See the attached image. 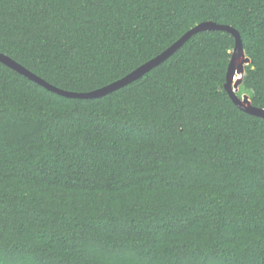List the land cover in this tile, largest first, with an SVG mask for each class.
<instances>
[{
    "label": "trees",
    "instance_id": "16d2710c",
    "mask_svg": "<svg viewBox=\"0 0 264 264\" xmlns=\"http://www.w3.org/2000/svg\"><path fill=\"white\" fill-rule=\"evenodd\" d=\"M202 22L239 33L237 96L264 110V0H0V53L88 93ZM233 47L195 33L97 98L0 63V264H264V119L224 89Z\"/></svg>",
    "mask_w": 264,
    "mask_h": 264
},
{
    "label": "water",
    "instance_id": "95a60500",
    "mask_svg": "<svg viewBox=\"0 0 264 264\" xmlns=\"http://www.w3.org/2000/svg\"><path fill=\"white\" fill-rule=\"evenodd\" d=\"M201 31H225L228 32L234 38V47L231 53V58L227 66L226 82L224 89L232 102L242 111L260 117L264 119V110L253 107L251 101L247 95H243L240 98L237 96V91L242 83V77L244 74V67L250 63V59L245 56L242 48V43L239 33L230 26L217 25L212 22H202L196 25L194 28L183 34L176 42L164 50L161 54L141 65L131 73L127 74L123 78L105 86L100 89L94 90L88 93H72L57 89L40 78L33 75L31 72L11 60L9 57L0 53V63L14 70L18 74L28 78L29 80L39 84L45 89L54 92L58 95L69 98H97L109 94L137 79L149 72L154 67L158 66L161 62L171 56L185 41H187L192 35ZM240 56V60H239ZM240 75V76H238ZM237 76V78H235Z\"/></svg>",
    "mask_w": 264,
    "mask_h": 264
},
{
    "label": "rangeland",
    "instance_id": "374dc122",
    "mask_svg": "<svg viewBox=\"0 0 264 264\" xmlns=\"http://www.w3.org/2000/svg\"><path fill=\"white\" fill-rule=\"evenodd\" d=\"M235 78H237V76H236ZM238 91H239V88H238ZM238 91H237V92H238ZM243 95H247V94H243ZM243 95H242V96H243Z\"/></svg>",
    "mask_w": 264,
    "mask_h": 264
},
{
    "label": "bare ground",
    "instance_id": "6f19581e",
    "mask_svg": "<svg viewBox=\"0 0 264 264\" xmlns=\"http://www.w3.org/2000/svg\"><path fill=\"white\" fill-rule=\"evenodd\" d=\"M239 58H240V56H239ZM240 60V59H239ZM238 76H240V75H238Z\"/></svg>",
    "mask_w": 264,
    "mask_h": 264
}]
</instances>
